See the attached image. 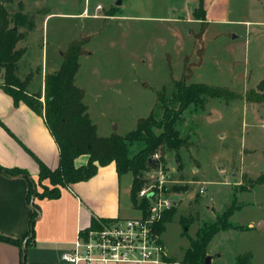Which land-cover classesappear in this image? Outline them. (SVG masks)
<instances>
[{
	"label": "rangeland",
	"instance_id": "rangeland-1",
	"mask_svg": "<svg viewBox=\"0 0 264 264\" xmlns=\"http://www.w3.org/2000/svg\"><path fill=\"white\" fill-rule=\"evenodd\" d=\"M19 1L5 3L11 26ZM22 1L29 11L39 7L41 14L46 9L60 13L50 16L44 29V16L27 13L35 15L37 26L17 47L26 44L27 61L35 65L28 89L41 90L42 69L52 73L70 42L84 41L76 84L85 89L84 101L100 136L126 135L153 109L161 118L163 108H155L160 94L165 91L171 98L177 80L237 93L230 101L210 99L203 110H186L176 128L189 145L176 151L163 144L150 155L155 164L147 165L141 176L143 188L162 187L176 200L163 231L171 252L190 243L183 218L192 221L188 234L195 238L203 226L220 219L227 223L224 214L232 210L229 221L236 227L213 237L211 264H238V257L246 255L249 264H264V225L257 226L264 221V183H253L264 175V101L247 100L264 79V26H253L249 34L243 24L207 25L194 16L196 0ZM22 27L20 31L27 28ZM24 65L16 71L21 80L29 74ZM145 146L134 142L129 156ZM128 214L140 217L142 210L131 206Z\"/></svg>",
	"mask_w": 264,
	"mask_h": 264
},
{
	"label": "trees",
	"instance_id": "trees-1",
	"mask_svg": "<svg viewBox=\"0 0 264 264\" xmlns=\"http://www.w3.org/2000/svg\"><path fill=\"white\" fill-rule=\"evenodd\" d=\"M12 0H0V86L11 94L16 103L23 100L35 111L45 116L46 122L54 135L60 150L59 166L55 170L47 168L40 163L39 182L42 190L39 191L31 182L29 199L32 196L37 198H59L62 187L71 183L84 181L93 177L100 166L115 162L119 174L131 171L134 175L131 198L134 207L143 209L147 207L146 199H138V193L142 189L144 179L141 171L147 165H151L150 155L163 144L167 143L170 147L179 150L181 147L189 145L188 139L180 135L176 124L181 120L182 115L191 106L203 110L210 99H224L230 101L237 96V93L228 87L216 86L203 82L187 83L185 79L175 81V89L172 91L171 98H167L165 91L160 94L159 102L155 108H163L161 118L156 115V109L146 118H141L136 129L122 136L113 133L109 136H100L98 127L93 122L88 112V105L85 103V89L76 84V74L80 68V56L83 54L84 41L75 39L68 45L67 51L63 56L60 68L46 75L45 79V101H42L43 93H29L27 86L33 78L34 73L30 72L21 80L16 71L19 60L25 54L26 48H18V43L25 39L26 32L19 30V27L26 26L28 30L36 26L33 17L24 12V2H18L19 9L13 15L14 24L10 25L9 12L5 3ZM199 7L195 10L194 16L202 22L207 21L204 0H199ZM17 26L18 29L14 27ZM257 88L264 91V79ZM251 90L247 94L248 101H264V93ZM160 130V132H157ZM136 141H143L145 147L138 151L133 157L129 156V147ZM86 155L88 160L84 164H78L77 159ZM153 165V164H152ZM0 171L14 175L25 174L27 172L17 168H7L0 165ZM49 180L51 186L43 184L44 180ZM253 183L263 184L264 175L260 176ZM33 211L30 219V228L27 237L14 239L0 234V240L13 243L18 246H27L34 238L35 222L39 215L37 204L32 201ZM233 213L229 210L227 223L218 220L216 225L203 226L198 231L195 238L189 236L188 230L192 221L190 218H183V234L188 236L190 245L184 251L182 257L183 264H205L208 255V246L213 237L221 230L236 227L229 221ZM173 213L172 209L165 212L159 224L161 231L165 230V224L170 222ZM106 222L108 219H93L92 227L96 228L99 223ZM223 224H221V223ZM26 250L23 253L21 264H25ZM238 264H249L250 255L239 256Z\"/></svg>",
	"mask_w": 264,
	"mask_h": 264
},
{
	"label": "crops",
	"instance_id": "crops-1",
	"mask_svg": "<svg viewBox=\"0 0 264 264\" xmlns=\"http://www.w3.org/2000/svg\"><path fill=\"white\" fill-rule=\"evenodd\" d=\"M195 3L199 4V0ZM24 5L25 12L28 13V5L26 3ZM97 5L93 9L89 7L88 11L94 10ZM204 8L207 25L210 22L243 24L246 26L245 32L249 34L254 33L253 26H264V0H204ZM39 11L38 7L28 14L34 12L35 15L44 16L43 29L50 16L60 14L50 12L48 9L42 14ZM36 26L32 30L27 28L21 30L26 31V37L17 46L21 47L20 44L26 41ZM234 36L239 35L236 33ZM24 48L26 52L19 60L18 69L22 68L21 64H25V71L28 69L30 73V69L34 70L35 65L27 61L26 44ZM60 66L61 60H58L52 73ZM47 74H50L49 71L42 69L43 83L38 92H42L43 95ZM28 86L29 93H37L31 92ZM87 160L88 157L83 155L77 159V163L84 164ZM59 161V145L49 129L45 116L23 100L16 103L13 96L0 86V165L21 169L28 174L10 175L0 171V234L14 239L27 237L30 219L35 210L32 201L36 202L39 210L34 238L28 246L26 245L25 264H71L63 261L61 256L71 248V242L76 239L79 230L90 227L93 219L128 218L129 208L134 206L131 198L134 175L131 171L119 174L114 161L100 166L90 179L62 187L59 198L40 199L32 196L30 200L32 181L34 187L42 190L39 182L40 163L55 170L59 166ZM43 184L51 186L48 179L44 180ZM189 245L190 243L176 253L171 252L165 242L167 255L181 261ZM24 251L23 246L0 240V264H21ZM208 251L209 255L213 256L210 244ZM217 256L222 255L217 253Z\"/></svg>",
	"mask_w": 264,
	"mask_h": 264
},
{
	"label": "built area",
	"instance_id": "built-area-1",
	"mask_svg": "<svg viewBox=\"0 0 264 264\" xmlns=\"http://www.w3.org/2000/svg\"><path fill=\"white\" fill-rule=\"evenodd\" d=\"M204 190H202L203 192ZM138 199H146L142 216L101 221L99 226L81 229L62 260L71 264H183L168 259L159 224L176 200L162 187L143 188Z\"/></svg>",
	"mask_w": 264,
	"mask_h": 264
},
{
	"label": "water",
	"instance_id": "water-1",
	"mask_svg": "<svg viewBox=\"0 0 264 264\" xmlns=\"http://www.w3.org/2000/svg\"><path fill=\"white\" fill-rule=\"evenodd\" d=\"M121 3H122V1L119 0V1H118V4H121ZM14 28H15V29H18L17 26H15ZM234 37H235V36H234ZM150 162H151L153 165L155 164V160H153V159H150ZM263 225H264V221H261V222H259V223L257 224L258 227H261V226H263ZM26 248H27V246H26V244L24 243V245H23V249L26 250ZM205 264H211V256H210V255H207V256H206V258H205Z\"/></svg>",
	"mask_w": 264,
	"mask_h": 264
}]
</instances>
